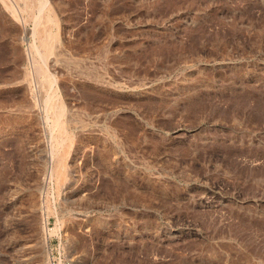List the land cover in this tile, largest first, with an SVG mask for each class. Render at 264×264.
Here are the masks:
<instances>
[{"label":"rangeland","instance_id":"rangeland-1","mask_svg":"<svg viewBox=\"0 0 264 264\" xmlns=\"http://www.w3.org/2000/svg\"><path fill=\"white\" fill-rule=\"evenodd\" d=\"M28 2L0 0V264H264V0H47L49 51Z\"/></svg>","mask_w":264,"mask_h":264},{"label":"bare ground","instance_id":"bare-ground-1","mask_svg":"<svg viewBox=\"0 0 264 264\" xmlns=\"http://www.w3.org/2000/svg\"><path fill=\"white\" fill-rule=\"evenodd\" d=\"M28 1H30V0H27V2ZM46 2H47V0H40V6H39V9H38V15H36V16H34L33 17V21L35 22V29H34V31H33V34L34 35H38V37L40 36V38H41V40H40V42H41V44L44 46V48H45V50L46 51H49V49H50V41H51V38H52V33H51V31H49V29L47 30V28H45L46 26H44L43 25V19H45V22L47 23H49V22H51V17H49V14L47 13V14H44L42 11H44L45 12V7H46ZM25 4H26V2H25ZM28 4H29V2H28ZM27 4V5H28ZM30 5V4H29ZM47 9V8H46ZM43 13V14H42ZM44 17V18H43ZM52 23V22H51ZM50 23V24H51ZM53 24V23H52ZM42 25H43V28H42ZM47 25V24H46ZM49 26V25H48ZM55 26V25H54ZM49 28V27H48ZM43 31V35H41L40 33H42V31ZM43 48V47H42ZM52 50V49H51ZM50 50V51H51ZM41 51V50H40ZM43 52V51H42ZM45 52V51H44ZM46 54V53H45ZM45 58V57H44ZM43 65V64H42ZM35 70H36V68H34ZM41 70H39V72H40ZM43 73V72H42ZM45 76V75H44ZM46 78V77H45ZM51 78V77H50ZM40 80V79H39ZM48 81V80H47ZM40 88V87H39ZM48 91H49V89H48ZM55 93V92H54ZM53 102V101H52ZM55 102V101H54ZM49 103H51V102H49ZM47 105V104H46ZM52 105V104H51ZM50 105V106H51ZM53 107H55V109H56V111H54L55 112V115H56V120L58 121V119L60 118V116H61V114H62V109H61V106L58 104V103H54L53 104ZM45 108V107H44ZM47 109V108H46ZM63 117V116H62ZM61 123V122H60ZM55 124V123H54ZM53 124V125H54ZM56 124H57V122H56ZM63 152V151H62ZM61 153V152H60ZM57 155V154H56ZM51 156V155H50ZM60 156V155H59ZM64 156V155H63ZM52 158L54 157V156H51ZM56 157V156H55ZM62 157V156H61ZM52 158H50V159H52ZM64 158V157H63ZM55 160V159H54ZM60 160V159H59ZM48 161V160H47ZM50 161V160H49ZM52 161H53V159H52ZM56 161V160H55ZM63 161H64V159H63ZM62 161V162H63ZM54 163V162H53ZM52 164V163H51ZM61 166V165H60ZM60 166L58 165V163L55 165V167H54V170L57 172V173H59V169H60ZM51 167V166H50ZM50 170V169H49ZM52 172V171H51ZM51 172H50V174H51ZM48 173V172H47ZM49 174V173H48ZM65 175V174H64ZM47 177V176H46ZM48 177L50 178L51 176H49L48 175ZM50 181V180H49ZM45 185V184H44Z\"/></svg>","mask_w":264,"mask_h":264}]
</instances>
